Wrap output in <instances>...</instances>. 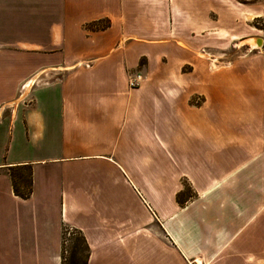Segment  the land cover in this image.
I'll list each match as a JSON object with an SVG mask.
<instances>
[{
    "label": "crops",
    "instance_id": "1",
    "mask_svg": "<svg viewBox=\"0 0 264 264\" xmlns=\"http://www.w3.org/2000/svg\"><path fill=\"white\" fill-rule=\"evenodd\" d=\"M9 1L0 264H61L63 228L82 233L87 264H264V56L212 59L252 6ZM23 167L26 200L9 174Z\"/></svg>",
    "mask_w": 264,
    "mask_h": 264
},
{
    "label": "rangeland",
    "instance_id": "2",
    "mask_svg": "<svg viewBox=\"0 0 264 264\" xmlns=\"http://www.w3.org/2000/svg\"><path fill=\"white\" fill-rule=\"evenodd\" d=\"M16 1L17 0H13L11 1V3H14ZM235 1L239 2L240 4H244L246 6L247 5L252 6L253 10H251V12L245 11L243 15L239 16L238 19L243 22L238 24H233V28H230L229 26L227 32H224V35L227 38L226 39L228 44L227 46L229 48L227 51H221L215 49L212 50V56H213L212 59L213 61L215 60L214 63L218 66H228L230 63L234 62L235 60L241 59L246 55L264 56V0H235ZM9 2H10L9 0H0V5ZM22 2L27 3L29 1L23 0ZM254 16H259V17H254ZM26 24H30V22L26 21L25 25ZM20 33L25 34L27 33V30L25 29ZM238 38H240V41L237 40ZM241 39H245V40H241ZM254 39L260 40V42H262L261 45L257 46V44H255ZM247 40H249L247 44L251 41V43H249L251 47L244 46L245 45L244 41ZM256 47L257 49H255ZM191 193L192 191L188 188V186H186L185 194L190 195ZM69 232H73V231L70 230ZM66 238L70 240L66 245L68 251H70L73 246L72 244H74L75 242L76 236H74V234L70 237L66 235Z\"/></svg>",
    "mask_w": 264,
    "mask_h": 264
},
{
    "label": "trees",
    "instance_id": "3",
    "mask_svg": "<svg viewBox=\"0 0 264 264\" xmlns=\"http://www.w3.org/2000/svg\"><path fill=\"white\" fill-rule=\"evenodd\" d=\"M108 25L105 26H91L92 30H104ZM10 178L12 181L13 191L16 196L22 199H29L32 193V172L30 167H23L17 169H10ZM178 202L182 205V197H178ZM72 230L73 232H69ZM68 233V234H67ZM76 236L72 248L68 251L66 245L70 241L66 238V235L69 237ZM63 245H62V263L61 264H87L90 256V249L87 245V242L81 232L70 229L63 228ZM69 254V256H68ZM80 257V258H79Z\"/></svg>",
    "mask_w": 264,
    "mask_h": 264
},
{
    "label": "built area",
    "instance_id": "4",
    "mask_svg": "<svg viewBox=\"0 0 264 264\" xmlns=\"http://www.w3.org/2000/svg\"><path fill=\"white\" fill-rule=\"evenodd\" d=\"M142 82V76H135L129 79V87L134 89L138 88Z\"/></svg>",
    "mask_w": 264,
    "mask_h": 264
},
{
    "label": "bare ground",
    "instance_id": "5",
    "mask_svg": "<svg viewBox=\"0 0 264 264\" xmlns=\"http://www.w3.org/2000/svg\"><path fill=\"white\" fill-rule=\"evenodd\" d=\"M245 42H246V41H245ZM249 43H251V41H250ZM249 43H248V44H249Z\"/></svg>",
    "mask_w": 264,
    "mask_h": 264
}]
</instances>
